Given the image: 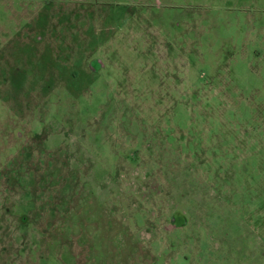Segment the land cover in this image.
Masks as SVG:
<instances>
[{"label": "rangeland", "instance_id": "374dc122", "mask_svg": "<svg viewBox=\"0 0 264 264\" xmlns=\"http://www.w3.org/2000/svg\"><path fill=\"white\" fill-rule=\"evenodd\" d=\"M0 264H264V0H0Z\"/></svg>", "mask_w": 264, "mask_h": 264}, {"label": "flooded vegetation", "instance_id": "af4514ba", "mask_svg": "<svg viewBox=\"0 0 264 264\" xmlns=\"http://www.w3.org/2000/svg\"><path fill=\"white\" fill-rule=\"evenodd\" d=\"M91 67H92L93 70L95 69L94 64H91Z\"/></svg>", "mask_w": 264, "mask_h": 264}]
</instances>
